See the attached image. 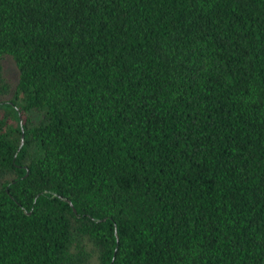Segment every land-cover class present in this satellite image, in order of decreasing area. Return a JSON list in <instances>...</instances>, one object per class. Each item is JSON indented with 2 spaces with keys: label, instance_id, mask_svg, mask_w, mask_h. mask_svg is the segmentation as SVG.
I'll use <instances>...</instances> for the list:
<instances>
[{
  "label": "trees",
  "instance_id": "obj_1",
  "mask_svg": "<svg viewBox=\"0 0 264 264\" xmlns=\"http://www.w3.org/2000/svg\"><path fill=\"white\" fill-rule=\"evenodd\" d=\"M0 264H264V0H0Z\"/></svg>",
  "mask_w": 264,
  "mask_h": 264
},
{
  "label": "rangeland",
  "instance_id": "obj_2",
  "mask_svg": "<svg viewBox=\"0 0 264 264\" xmlns=\"http://www.w3.org/2000/svg\"><path fill=\"white\" fill-rule=\"evenodd\" d=\"M11 67H12V66H11ZM11 67H10V70H11V74H13V69H12L13 67H12V68H11Z\"/></svg>",
  "mask_w": 264,
  "mask_h": 264
},
{
  "label": "water",
  "instance_id": "obj_3",
  "mask_svg": "<svg viewBox=\"0 0 264 264\" xmlns=\"http://www.w3.org/2000/svg\"><path fill=\"white\" fill-rule=\"evenodd\" d=\"M22 138H23V134H22V136H21ZM21 143H22V140H21ZM69 202H70V200H68Z\"/></svg>",
  "mask_w": 264,
  "mask_h": 264
}]
</instances>
